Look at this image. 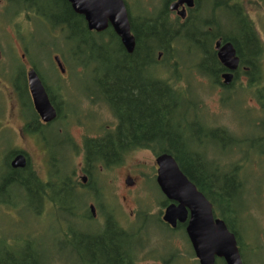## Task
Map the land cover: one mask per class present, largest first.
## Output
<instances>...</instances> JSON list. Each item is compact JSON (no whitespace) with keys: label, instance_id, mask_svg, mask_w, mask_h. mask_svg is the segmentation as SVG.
<instances>
[{"label":"trees","instance_id":"trees-1","mask_svg":"<svg viewBox=\"0 0 264 264\" xmlns=\"http://www.w3.org/2000/svg\"><path fill=\"white\" fill-rule=\"evenodd\" d=\"M47 2L46 14L58 12L62 17V23L54 26L59 32L61 30L60 39H64L69 46L70 60L80 63L77 66L80 72L83 71L82 74L84 71L85 74L86 71H93L89 77L96 86L92 89L117 123L106 137L83 145V170L99 177L102 173L113 174L133 151L147 150L154 156L168 154L200 192L203 193L205 189L215 195L216 209L223 212L224 208H229L234 194L240 197L239 192L245 185L237 172L246 160L232 163L235 174L229 172L215 177L206 173L208 164L215 171H219L222 166L213 157L205 156L201 144L206 135H210V141L214 143L218 135L229 138L226 136L229 134L225 130L218 133L214 130L205 131L197 122H191V117L201 114L203 107L198 95L190 87V81H195L193 76L197 77L198 74L212 85L218 83V65L212 48L217 39H234L254 52L256 48L262 51L259 42L250 38L256 36L246 13V6L251 2L201 0L193 15L182 25L177 19L172 20L167 12L161 13L159 7L164 4L163 0L161 5L156 0H144L138 7L137 16L133 13L132 2L130 8L127 5L130 31L135 40L132 54L125 51L111 28L102 33L90 31L83 17L75 15L65 0ZM223 26L241 28L227 30V34H224L220 32ZM60 54L65 63V55ZM182 55L190 56L192 64L183 65L180 59ZM247 56L243 63L258 70L261 58L250 54ZM184 66L191 67L186 71ZM185 72L189 76H185ZM248 87L260 95L264 92V88L260 90L256 82L248 84ZM189 122L199 126L197 132H192ZM254 125L263 126L260 121H255ZM227 141L229 139L225 143ZM231 144L238 149L244 145L236 139ZM254 146L258 150L256 158H250L248 162L257 169H264V141ZM243 153L239 151L237 154ZM76 158L73 156L65 161L70 169L72 160ZM56 162L59 161L55 158L45 162L44 176H40L32 167L24 173L13 171L0 174V202L6 190L12 186L23 192L18 194V199L25 202L24 194L29 193L38 200L46 201L51 207L48 215L53 221L57 243L56 252L53 253L46 244L34 239L30 232L9 238L0 232V264H133V256L128 255V249L125 255L118 246L120 238L117 231L112 227L107 231L108 225L100 226V218L113 216L101 214V209H97L99 216L92 218L89 212V201L100 205L97 195L104 194L105 180L97 183L92 178L89 187L82 186L75 176L78 169L71 173L70 169L60 173ZM221 178L222 188L219 187ZM228 185L233 187L230 192L227 190ZM240 208L243 211V207ZM29 212L35 213L33 209ZM86 222L94 224L83 229L82 224ZM58 239L65 250L64 256L71 258L69 262L64 261L65 257L64 262L58 260L59 251L62 250ZM54 254H57L56 259Z\"/></svg>","mask_w":264,"mask_h":264},{"label":"flooded vegetation","instance_id":"flooded-vegetation-1","mask_svg":"<svg viewBox=\"0 0 264 264\" xmlns=\"http://www.w3.org/2000/svg\"><path fill=\"white\" fill-rule=\"evenodd\" d=\"M192 1V7L181 5L176 9V11H171L170 7L175 4L177 0L163 1L164 4H162L159 8H161V13L167 12V15L172 20L177 19L178 23L182 25L184 21L193 15V12H195V10L198 8L197 6H199V2L201 3V0ZM13 2L14 0H0V118L1 116L4 118V121H0V174L3 172L10 174L13 171L24 173L29 167H34L32 163H35L32 157H36V155L29 148L32 144L39 152H41L44 166L46 161L51 159L53 160V158L62 160V158L56 154L50 157L45 152V146H50L53 148H57L59 146H68L71 150V153L68 158L65 157V160L80 154L82 161L83 145L88 141L106 137L108 133L115 129L117 123L114 121V123L111 125H103L99 124L96 121V118L94 120V116L90 111L93 106L104 108V110H106L108 113L109 111L98 99V95H96L97 92L93 89H89L83 97L77 99L76 104L72 107V109H70L67 100L68 95L63 92L64 88L61 86V83L55 82L56 85L54 87L53 81L44 79L41 76L38 67L40 66L38 65L39 63L37 61H33L29 47L24 42L23 35L26 34V36L30 39L32 31L35 27L33 26V23L39 22L40 25H44L45 29H49V31L54 30L55 33H57L60 37L61 30L59 32V29L54 26L57 23H62V17L60 14L57 12L47 15L45 12L46 8L44 9L41 6L43 0H21L22 6L14 13L12 6ZM261 5L264 7V0H257L255 2L256 7ZM178 12H184L183 19L178 16ZM246 13L250 22L253 24L252 29L256 35L255 37L252 36L250 38L252 40L256 39L259 42L262 51L256 48V51L254 52L253 50L248 49L245 44L239 43L234 39L225 41L217 39L212 44L218 65V83L215 84V87L217 86L221 89L220 100L222 103L226 100V98L236 94L234 89L235 87L237 88L239 83L241 86L239 90H237L238 94H241L246 98L253 97L259 104L257 111L260 114H263L264 92L260 95L255 89H249L248 84L256 82V84L260 86V90H262L261 88H264V84L262 83L264 80V44L262 43L254 22L250 18L247 10ZM239 28L241 27H235L232 29V27L223 26L221 27L220 32L227 34V30H238ZM13 39L18 43L21 51L20 56L15 53L16 51L14 46L11 44ZM226 44L231 46L234 52V59H237V66L234 70H228L223 65L218 56L219 50ZM52 48L56 49L57 51L59 50L58 47L50 46V50H53ZM56 50L54 51L57 53ZM7 52H9V55H7ZM249 54L250 56H257L261 58L257 68L258 70L251 69L248 66V63H243V60L248 57L247 55ZM60 55L58 54V56ZM55 57L57 56L55 55L51 61L57 71L59 69L55 63ZM14 61L17 62V66L15 68L13 67ZM30 71H34L37 74L47 96V100L55 111V117L50 122H43L33 106V100L28 87V74ZM59 74L63 78V81L68 77V74ZM225 76H230L228 81L225 79ZM95 86L96 85L93 84V88H95ZM223 90H227L228 94L224 93ZM225 94L227 95L225 96ZM3 98L6 99V101L3 100ZM84 100L85 103L88 104L86 108L81 106V103ZM78 125H81V129L84 128V131H82L80 134L79 140L74 138L70 133V128L72 126ZM54 128H56V130H54ZM212 129L217 131V133L224 130L226 131V129L220 128V126L217 127L215 124L213 125ZM48 134L49 137L46 136ZM226 136L229 137L227 144L230 145H232L231 141L235 142V139L238 140V142L241 141L242 143L248 141L243 138H237L233 134ZM256 141L257 144L262 143L264 141V133L256 137ZM235 148V150H237V147ZM232 153L237 157L236 160H246L244 164L249 163L248 160L250 157L246 150L240 155H238L236 152ZM17 156H23L25 159V167L22 169L13 168L11 166V161H13ZM242 166L243 164L241 167ZM79 173L82 174L80 178L78 177ZM75 176L79 184L82 186L89 187L92 183V176L83 170V164L76 171ZM139 177L140 183H142L141 175H139ZM82 178L86 179L85 184L80 182ZM97 178L99 179V177ZM114 180V176L110 175L105 179L106 186L103 190L107 191V193L103 195H97V199L100 203V205L98 204V207L95 204L92 205L95 207V209H101V214H111L113 216L100 218V226L105 227L108 225L107 231H109V228L111 227L117 231V235L120 238V241H118V246L123 250L125 255L126 250L128 249V255L133 256V264H142L143 259H148L150 261V263L147 264H173V262H177L178 255H174L175 258H173L171 261L165 262L162 260L164 250L159 252V249L154 246L156 241L155 239L158 238L156 232H159L161 237L166 238L165 243H167V239L173 237L174 232H182L188 246L191 249V254L195 264H199L195 257L189 238L186 234L187 221L183 223H179L177 221L174 227H171L169 224L163 221V211L169 204H171V202L165 199L160 193L155 183V176V187L161 197V202L158 206L160 210L156 216H154L152 211L153 203L149 204V202L145 201L143 203L142 199L139 200V191L137 189L138 177L134 179L126 176L121 183L122 190L124 192L121 203L124 204L126 200L129 199L132 201L133 209L130 210V214H125L124 210L121 209L122 206L119 205V201H115V198L112 194ZM261 182L262 181L260 180L257 182L256 190L252 191L248 196L250 205L246 204V202H244L245 200L243 203H241L246 185L242 186L239 192L240 197L237 195L235 197L237 200L239 198V207H243L244 209L246 206H248V208L245 209V213L249 215L247 221H244L242 218L243 211L241 208L232 210V207L229 205V208H224V211L220 212V210L216 209L214 206V200L216 199L215 195L212 192L210 193L206 191L205 189H203V193L198 190L211 205L214 219L221 220L225 224L228 232L234 236L241 259V264H249L250 262V264H264V237L261 238L264 233V228L259 226V222L257 220L259 211L264 209V186L259 185ZM94 185L98 184L95 183ZM202 187L204 188V186ZM140 190L142 191L143 189L140 187ZM118 214H121L122 216H118ZM243 233L248 234V238H252L255 241L254 245L251 244L250 240H243ZM163 247L164 246H162V248ZM246 251L251 252L252 256L245 257L243 253ZM258 251L259 253L257 254ZM214 264H225V261L222 258H215Z\"/></svg>","mask_w":264,"mask_h":264},{"label":"rangeland","instance_id":"rangeland-1","mask_svg":"<svg viewBox=\"0 0 264 264\" xmlns=\"http://www.w3.org/2000/svg\"><path fill=\"white\" fill-rule=\"evenodd\" d=\"M47 1L48 0L43 1V3L41 4L42 8L45 9L48 6ZM156 1H159L161 5V0ZM248 1H250L251 3L246 6V10L248 11L250 18L253 20L259 37L262 43L264 44V7L262 5L256 7L254 3L257 0ZM143 2L144 0H138V2H136L135 0L133 1V13L135 16L138 15V7L142 5ZM12 6L13 12L15 13V11H18L19 8L22 6L21 0H14ZM33 26L35 27L32 31L30 39L26 36V34L23 35L24 42L29 47L31 56L33 57V61H37L39 63L38 65L40 66L38 67L41 76L44 79L53 81L54 87L56 85L55 82L61 83V86L64 88L63 92L68 95L67 100L69 107L70 109H72V107L76 104V100L83 97L89 89L93 88V80L89 77V75H91L93 71H86V74L85 71L83 74V71L80 72L81 70L77 66L80 63L78 61L70 60L68 55V44L65 43L64 39H60L59 35L55 33L54 30H50V32L49 29H45L44 25H40L39 22L33 23ZM11 44L14 46V49L16 51L15 53L20 56L21 51L18 46V43L13 39ZM50 46L58 47L59 50L57 51L54 48H52L53 50H50ZM54 50H56L59 55L60 53H63L65 55L63 56V58L66 64L62 61V58L60 57L63 63V67L65 69L64 74H68V77L64 81L61 75L59 74L60 72L58 70L57 71L59 73L56 71L51 61L55 55L58 56V54ZM7 55H9V52H7ZM180 59L183 65L192 64V58L190 56L182 55ZM16 64L17 62L14 61V68L17 66ZM190 67L191 66H184V70L187 71V69H189ZM188 72L192 73L191 71ZM184 75L189 76L187 72H185ZM193 79L196 82L192 81L191 83L190 81V87L193 88V92L198 95V100L202 104L203 112L199 115L191 117V122H197L205 131L213 130L212 128L215 124L217 127L220 126V128L226 129V132L231 135H235L237 138H243L248 140L243 143V148L241 146L240 149L237 148V150H235L236 148L234 146L225 143L224 140L228 138L222 135H218L217 142L211 143L210 135L207 134L205 141L201 144L202 149L204 148L203 152H205V156L207 158L213 157L216 161H218L217 163L222 165L223 167L220 166V170L215 171V169H212L211 166L208 164V169L206 173H210L215 177L219 176L220 174L222 175L224 173L229 172H233L235 174L234 169L231 167L232 163L237 161V157L232 152L239 153V151L246 150L251 160L256 158V151L258 150H256L257 146L254 145L257 144L256 137L264 133V112L263 114H260L257 111L259 104L253 97L246 98L245 96L238 94L237 90H239L241 86L239 85V83L237 88L235 87L234 89L236 94L226 98V100L221 103L220 88H218L217 86L215 87V85L213 86L208 79L198 74L197 77L194 75ZM262 83L264 84V80L262 81ZM223 92L228 94L227 90H223ZM227 94H225V96ZM3 100L6 101V99L4 98ZM81 106L86 108L88 104H86L84 100L81 103ZM90 111L94 116V120L96 118V121L99 124L111 125L112 123H114L113 118L106 110H104V108H100L99 106H93ZM259 120L261 124H263L262 127H260L259 125H254L255 121ZM0 121H4V118H2V116L0 118ZM80 127L81 125L72 126L70 128L71 135L77 140H79L81 132L84 131V128L81 129ZM54 130H56V128H54ZM46 136L49 137V134ZM29 148L36 155V157H32L35 163H32V165L34 166L32 168L34 169V171L38 172L40 176H44L46 166H44V163L42 161L41 152H39L33 144ZM45 152L50 157L56 154L57 156L62 158V160H58L59 162H56L55 164L56 168L59 170L60 173L69 171L70 166H67L65 162L67 161L65 160V157L68 158L71 153V150L68 146H59L57 148L45 146ZM76 157V159L72 160V168L70 169V173L73 172V170L75 169H79L81 166V155L79 154ZM237 173L240 177L244 179V183L246 185L244 189L243 200L241 203H243V201L245 200L244 202L250 205L248 196L252 191L256 190L257 182L259 180L262 181L261 183H259V185L264 186V169H257L252 164L246 163L243 164L242 169H240ZM108 174L109 173H107L106 175L105 173L100 174L99 179L97 178L96 174H94L92 178H94L97 183H100V181L105 180L104 177L108 176ZM138 174L142 177V183H140V177ZM110 175L114 176L115 178L112 188V194L115 198V201H119V205L122 206L121 209L124 210L125 214H130V210L133 209V204L131 200L128 199L124 204L121 203L122 197L124 196L121 183L126 176L134 179L138 177L137 189L139 191V200L142 199L143 201L149 202V204L153 203L152 211L154 216H156L160 208H154V206H158L156 200L159 201L160 196L152 179V177L155 175V157L150 151L141 150L129 153V155H127L125 160L123 161L122 166L116 168L113 174ZM81 176L82 174L79 173L78 177L80 178ZM140 187L143 189L142 191L140 190ZM219 187L222 188V178L219 181ZM30 188L34 187L30 186ZM232 189V186H227V190L229 192ZM103 192L104 194L107 193V191ZM18 194H23V192L11 186L6 190V193L1 198L2 202H0V232L6 238H9L13 235L27 234L28 232H30L34 239L43 242L44 244H46L47 248H49L53 253H55L57 247V243L55 240L56 234L53 226V221L50 215H48V212L51 211V207L47 205L46 201H43L42 199L38 200L37 197L35 198L33 196H30L29 193L24 194V199L26 202L25 203L23 200L17 198ZM236 195L237 193L234 194L233 199H231V201L229 202L230 206L232 207V210L240 208L238 205V200L235 199ZM89 204H91V201H89L88 205ZM246 208H248V206L243 209L242 214V218L244 221H247L249 218V215L245 213ZM30 209H33L35 213L29 212ZM98 216L99 215L97 213L96 218ZM118 216L122 215L118 214ZM257 220L259 222V226L264 228V209H261L259 211ZM92 224H94V222H86L85 224H82V227L83 229H85L91 226ZM156 234L158 238L155 239L156 241L154 243V246L159 249V252L164 250L162 255L163 261H171L173 258H175L174 255H178L177 262H173V264H195L193 256L191 254V249L188 246L182 232H174L173 237L167 239V243H165L166 238L161 237V234L159 232H156ZM263 237L264 233L261 238ZM243 240H250L252 245H254L255 242L252 238H248V234L244 233ZM61 243V240L58 239V245H61L59 246L60 249L63 248ZM162 246L164 247L162 248ZM64 252V249L59 251L58 260L62 262H69L71 258L70 256H64ZM258 253L259 251L257 252V254ZM56 255L57 254H54L55 259L57 257ZM243 255H245V257L252 256L251 252L247 251L244 252ZM147 263H150L148 259L142 260V264ZM54 264L62 263L55 262Z\"/></svg>","mask_w":264,"mask_h":264},{"label":"water","instance_id":"water-1","mask_svg":"<svg viewBox=\"0 0 264 264\" xmlns=\"http://www.w3.org/2000/svg\"><path fill=\"white\" fill-rule=\"evenodd\" d=\"M74 13L82 16L88 30L102 32L111 27L125 51L132 54L135 46L131 35L127 11L123 0H66ZM192 0H177L170 7L175 11L179 6H192ZM184 18V12L178 13ZM218 48V46H217ZM219 59L228 70H234L237 59L230 45L219 50ZM57 66L61 69L58 57ZM230 76H225L228 81ZM228 83V82H227ZM28 87L35 111L43 122H50L55 117V111L49 104L40 80L34 71L28 74ZM156 183L165 198L172 203L163 214V221L174 227L176 222L187 221L186 234L191 243L199 264H214L215 258H222L225 264H241L236 240L228 232L225 224L214 219L212 207L195 186L182 174L172 156L161 154L156 157ZM13 168H24L25 159L17 156L12 161ZM81 182L85 184L86 179ZM91 215L95 216L94 207H89Z\"/></svg>","mask_w":264,"mask_h":264},{"label":"bare ground","instance_id":"bare-ground-1","mask_svg":"<svg viewBox=\"0 0 264 264\" xmlns=\"http://www.w3.org/2000/svg\"><path fill=\"white\" fill-rule=\"evenodd\" d=\"M189 124H191V126L193 128L192 130H193L194 133L198 131V129H199V126L198 125H196L194 123H191V122H189ZM11 164H12V161H11Z\"/></svg>","mask_w":264,"mask_h":264}]
</instances>
